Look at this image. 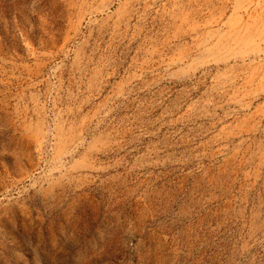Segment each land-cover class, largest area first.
<instances>
[{
    "label": "rangeland",
    "instance_id": "rangeland-1",
    "mask_svg": "<svg viewBox=\"0 0 264 264\" xmlns=\"http://www.w3.org/2000/svg\"><path fill=\"white\" fill-rule=\"evenodd\" d=\"M0 264H264V0H0Z\"/></svg>",
    "mask_w": 264,
    "mask_h": 264
}]
</instances>
